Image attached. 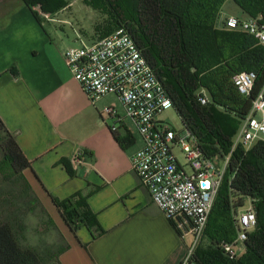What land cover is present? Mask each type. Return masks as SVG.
Segmentation results:
<instances>
[{
  "label": "crops",
  "instance_id": "crops-1",
  "mask_svg": "<svg viewBox=\"0 0 264 264\" xmlns=\"http://www.w3.org/2000/svg\"><path fill=\"white\" fill-rule=\"evenodd\" d=\"M51 19L40 23L22 0L0 2V119L31 162L24 179L70 245L60 264H179L189 236L179 235L132 169L143 147L136 126L115 95L90 100L64 57L80 44L52 37L42 25ZM75 33V43L99 40ZM106 108L116 114L105 116ZM76 194L98 227L74 231L65 222L53 197Z\"/></svg>",
  "mask_w": 264,
  "mask_h": 264
},
{
  "label": "trees",
  "instance_id": "trees-1",
  "mask_svg": "<svg viewBox=\"0 0 264 264\" xmlns=\"http://www.w3.org/2000/svg\"><path fill=\"white\" fill-rule=\"evenodd\" d=\"M22 1L41 23L35 9L53 16L66 9L71 0ZM82 1L105 16L96 26L99 39L120 28L128 31L204 153L217 161L228 155L241 121L264 88V44L243 30L219 27L227 0ZM233 1L249 18L264 24V0ZM244 71L258 75L249 96L242 95L233 82ZM203 92L210 101L207 105L199 101ZM0 150V171H10L6 180L24 182L27 192L22 191L34 199L46 218L42 228L52 229L57 236L54 240H58L44 241V246L27 244L25 227L15 212L9 213L0 221V264H60V256L70 245L24 179L23 172L31 162L1 119ZM65 164L74 175L69 163ZM53 201L72 230L81 225L98 227L81 194L67 200L53 197ZM247 202L256 212L257 226L248 234L244 255L230 259L220 243L236 239L237 215ZM195 259L198 264H264V141L248 150L242 145L234 150Z\"/></svg>",
  "mask_w": 264,
  "mask_h": 264
},
{
  "label": "built area",
  "instance_id": "built-area-1",
  "mask_svg": "<svg viewBox=\"0 0 264 264\" xmlns=\"http://www.w3.org/2000/svg\"><path fill=\"white\" fill-rule=\"evenodd\" d=\"M220 28L240 29L264 44V24L249 18L246 22L235 17L220 19ZM65 61L74 78L90 100L115 95L125 110V116L136 126L143 147L132 157V169L148 188L153 202L174 224L181 237L194 236L195 242L179 264H198L196 248L204 234L216 197L224 182L234 150L242 145L247 150L264 141V88L254 98L251 110L241 121L231 152L217 161L202 150L196 136L186 127L177 131L158 121L157 116L174 108L166 88L142 55L136 42L124 28L93 43H81L65 52ZM258 75L244 71L233 78L238 91L249 96ZM202 105L210 101L205 92L199 98ZM115 115L106 108L105 116ZM116 132L118 127H110ZM181 150L185 164L176 151ZM81 160L76 153L72 161ZM238 234L232 242L220 247L230 259L237 257L234 247L248 239L257 226L256 212L248 206L237 215Z\"/></svg>",
  "mask_w": 264,
  "mask_h": 264
},
{
  "label": "rangeland",
  "instance_id": "rangeland-1",
  "mask_svg": "<svg viewBox=\"0 0 264 264\" xmlns=\"http://www.w3.org/2000/svg\"><path fill=\"white\" fill-rule=\"evenodd\" d=\"M2 1L3 0H0V2ZM35 12L38 13L41 20L52 18L42 23L52 37H55L57 41L58 37H61L62 41H70L74 46H77V44L81 45L80 42L75 43V30L78 32L79 30L85 31V36L87 38L92 37L94 33L95 36L99 38V34L96 32V26L101 24L105 19L104 15L86 5L82 0H71L69 6L64 9V11L62 10L61 13H57L58 15H46L38 9H35ZM231 16L242 22L249 20V17L242 12L240 7L233 0H227L222 8L221 19ZM61 20H68L69 22L65 23ZM53 28H55L56 32H53ZM157 119L161 121V123L177 131L182 130L184 127L182 119L174 108L164 111L157 116ZM176 155L179 161L185 164L186 159L183 152L177 150ZM2 158L3 155L0 150V161ZM10 175L11 173L7 169L0 171V221L5 220L9 213H13L14 215L16 213V218L19 219L18 221L25 227L24 235L26 236L27 244L33 246L42 244L44 246V241H48L49 243L57 242L58 240H54L57 236L52 229H47L46 226L42 228V220H46V218L34 199L30 195H25L23 192H27V187L24 182L6 180V176ZM248 206H250L249 202H247L245 208ZM188 240L189 246H191L195 242V237L191 235ZM53 250L55 251L56 247H54ZM234 250L237 256L241 257L245 253V245L241 243L235 246Z\"/></svg>",
  "mask_w": 264,
  "mask_h": 264
}]
</instances>
